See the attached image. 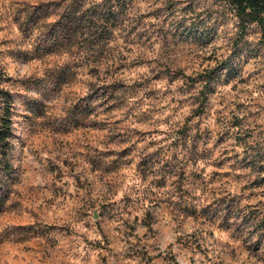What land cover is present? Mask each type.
<instances>
[{"label": "rangeland", "instance_id": "1", "mask_svg": "<svg viewBox=\"0 0 264 264\" xmlns=\"http://www.w3.org/2000/svg\"><path fill=\"white\" fill-rule=\"evenodd\" d=\"M54 1L0 0V264H264V24L118 0L47 52Z\"/></svg>", "mask_w": 264, "mask_h": 264}, {"label": "trees", "instance_id": "2", "mask_svg": "<svg viewBox=\"0 0 264 264\" xmlns=\"http://www.w3.org/2000/svg\"><path fill=\"white\" fill-rule=\"evenodd\" d=\"M57 0L54 2L42 3L33 7V12L28 14V19L32 17H46L52 13V9H57L56 17L47 23L46 34L43 39L45 51H50L56 46L69 45L77 33L82 31L86 23L90 24L91 31L96 34V39H101L106 32L104 26L110 28L116 20L117 10H111L112 3L120 5L118 0H99L82 7L85 0ZM118 1V2H117ZM230 5L235 15L243 25L248 23L264 24V0H220ZM102 5V6H101ZM51 6V7H50ZM54 12V11H53ZM26 29V23L22 24ZM109 30V29H108ZM108 32V31H107ZM260 40L264 43V32L261 31ZM202 81V88L208 89V84L213 81L212 71H207L197 75ZM203 96V95H202ZM0 176L7 175L10 170L8 162L9 138L11 135L10 120V100L9 93L0 89Z\"/></svg>", "mask_w": 264, "mask_h": 264}]
</instances>
